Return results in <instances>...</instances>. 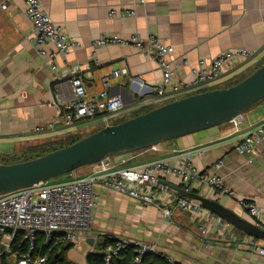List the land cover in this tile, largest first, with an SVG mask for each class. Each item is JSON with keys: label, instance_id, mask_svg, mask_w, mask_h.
I'll use <instances>...</instances> for the list:
<instances>
[{"label": "crops", "instance_id": "crops-1", "mask_svg": "<svg viewBox=\"0 0 264 264\" xmlns=\"http://www.w3.org/2000/svg\"><path fill=\"white\" fill-rule=\"evenodd\" d=\"M40 1L53 20L63 25L80 45L66 55H58L57 68L51 69L47 58L38 52L33 24L24 12L23 0H10L7 7L0 10V156L20 153L27 146L55 136L73 132L87 135L91 128L95 131L103 127L99 121L89 120L73 128L57 123L53 132H38V126L55 119L63 104L72 100L74 90L69 76L76 64L82 67L88 95L107 88L109 93L121 94L125 103L132 105L154 94L152 87L163 79L157 60L132 45L107 44L94 49L92 40L105 31L124 36L136 32L142 37L155 33L163 42L173 44L178 75L185 80H191L190 67L196 65L199 58L237 48L260 54L238 65L225 66L220 81L215 84L218 87L240 79L264 60V0ZM112 8L134 9L136 14L110 17ZM48 48L53 49V46ZM113 68H124L127 73L114 77ZM63 72H67L68 78L60 77ZM133 76L138 79L132 81ZM147 107L123 112L114 118L115 123L145 112ZM263 120L264 99L236 120L156 146L113 155L104 163L109 170L139 166L154 159L178 165L187 152L200 148L203 154L194 157V166L205 171L221 161V167L215 172L226 180L235 195L222 194L198 182L193 183L191 191L218 199L242 217L264 226V142L258 145L259 152L254 155L235 149V143ZM100 169L99 163L86 165L81 175ZM159 175L160 180L185 189L179 175L165 171ZM67 178L69 176L61 177V180ZM94 191L100 201L92 221L97 232L92 236L91 227L88 236L94 238V244L84 254V261L88 252H102L95 243L101 235L112 232L155 241L166 252V258L177 264H264V256L238 247L246 233L242 234L243 231L234 226L225 235L212 229L202 236L200 221L189 212L175 210L169 219L156 205L145 204L103 184H96ZM241 198L256 203L260 210L258 216H252L240 204ZM81 243L86 242L75 246L81 249Z\"/></svg>", "mask_w": 264, "mask_h": 264}, {"label": "built area", "instance_id": "built-area-1", "mask_svg": "<svg viewBox=\"0 0 264 264\" xmlns=\"http://www.w3.org/2000/svg\"><path fill=\"white\" fill-rule=\"evenodd\" d=\"M10 0H0V10L7 7ZM144 2V0H141ZM24 12L33 24L38 52L47 58L51 69L56 70L55 59L66 55L80 45L71 37L64 26L53 20L50 13L42 6L40 0H23ZM134 9L112 8L110 17L133 16ZM107 44L132 45L138 51L154 57L162 70V82L152 87L154 94L128 105L121 94H111L104 88L95 95H88L85 89L82 67L72 66L69 80L73 86L74 96L63 104L55 119L38 126V132H53L56 124L73 128L89 120H97L103 126L115 123V117L123 112L134 111L145 106L155 107L160 104L211 89L220 81L224 67L228 64L238 65L244 61L259 57V53L247 48L225 50L216 56L199 58L196 65L190 67L191 80L178 75L179 64L174 59V45L163 42L155 33L146 37L134 32L129 36L105 31L91 42L95 49ZM52 45L53 49L48 46ZM185 63H188L185 60ZM124 68H113L112 76L126 74ZM68 78L67 72L60 75ZM132 81L138 77L133 76ZM107 83V82H106ZM264 142V120L235 143V149L242 154H257L258 145ZM202 149L187 152L182 162L172 165L164 159H154L139 166H124L114 170L106 167V160L98 162L99 171L81 175L76 170L70 171L69 178L49 182L40 181L27 187L0 193V264L5 256L9 264H47L49 251L67 242H86L92 227L95 210L99 207V196L94 191L96 184L119 193L127 194L145 204L156 205L166 218L171 219L175 210L189 212L200 221L202 236L216 230L223 235L233 227L222 216L205 208L200 202L184 195L169 191L161 183L160 173L169 172L179 175L185 184V190L191 191L195 182L207 184L222 194L235 195L226 180L215 170L221 167L216 162L205 171L198 170L193 160L202 155ZM240 204L249 210L252 216H258L260 210L255 202L241 198ZM114 240L102 249L104 264H123L118 260L126 248L133 256L126 264H147L148 254L162 255L157 243L130 236L108 233ZM48 249L43 252L42 247ZM252 254L264 256V240L252 235H245L238 243ZM170 264L174 261L170 260ZM87 264V263H85Z\"/></svg>", "mask_w": 264, "mask_h": 264}, {"label": "water", "instance_id": "water-1", "mask_svg": "<svg viewBox=\"0 0 264 264\" xmlns=\"http://www.w3.org/2000/svg\"><path fill=\"white\" fill-rule=\"evenodd\" d=\"M264 99V63L240 81L226 87L190 94L105 125L92 133L47 153L27 160L0 163V193L27 187L40 181L92 165L113 155L156 146L190 133L236 120L255 103ZM161 183L180 194L200 201L247 235L264 240V226L242 217L218 199L208 198L181 186ZM88 237L87 243L94 244Z\"/></svg>", "mask_w": 264, "mask_h": 264}, {"label": "trees", "instance_id": "trees-1", "mask_svg": "<svg viewBox=\"0 0 264 264\" xmlns=\"http://www.w3.org/2000/svg\"><path fill=\"white\" fill-rule=\"evenodd\" d=\"M263 63H264V60L261 63H259L258 65H256L255 68H257L258 66H260ZM253 70H251V71H253ZM248 74L242 76L240 79H238L232 83H229L227 86H230V85L240 81L241 79H243ZM151 108H154V107H150L149 109H151ZM149 109H147V110H149ZM120 121H123V120H120ZM84 136L85 135H82V134L79 135V134L74 133V132L65 134L63 136H55V137H53L49 140H46L44 142H40V143H36L34 145L27 146L20 153H12L11 155H6L8 157H5L4 159H6V160L2 163H12V162H17V161H22V160H27V159H30L33 157H37V156H40V155L47 153L48 151H51V150H54V149H57L60 147H64L68 144H71L74 141H76V140H78ZM238 231H240V230H238ZM243 233L244 232H242V234ZM113 242H114V240L111 239L108 236V234H104L98 238V240L95 243V246L98 249H103L104 247H106L109 244H112ZM74 246H75V242H67V243L60 244L59 246H57L55 248H52L49 251V259H48L47 264H79L67 256L68 251ZM42 250H43V252L48 251V249L45 248L44 245L42 247ZM132 256H133L132 250L130 248H126L123 251V258L119 259L118 261L123 263V264L129 263ZM145 260H146L147 264H170L171 263L170 260L166 258V256L155 255V254H148L145 257ZM1 262H2L1 264H9L7 262V258L5 256L2 258ZM86 263L87 264H104V258H103L102 253H99V251L88 252L86 255ZM173 264H177V263L174 262Z\"/></svg>", "mask_w": 264, "mask_h": 264}, {"label": "rangeland", "instance_id": "rangeland-1", "mask_svg": "<svg viewBox=\"0 0 264 264\" xmlns=\"http://www.w3.org/2000/svg\"><path fill=\"white\" fill-rule=\"evenodd\" d=\"M250 68H251V67H250ZM248 70H249V68H248ZM248 70H247V71H248ZM236 75H237V74H236ZM233 77L235 78L236 76L234 75ZM234 78H233V79H234ZM219 85H223V84H219ZM227 85H228V84H225L224 86H227ZM213 88H218V85L213 86L211 89H213ZM141 111H143V110H141ZM111 123H113V121H111ZM93 129H94V128H91V129H90V133L94 132ZM74 133H77V134L81 135L80 132H74ZM82 135H83V134H82ZM5 157H8V156H0V163L4 162V161L6 160V159H4ZM76 171H77L79 174H82V173L84 172V171H83V167H80V168L76 169ZM69 173H70V172H66V173H64V174H62V175H59V176H56V177H52V178H50L48 181H49V182H56L57 180H61V177L69 176ZM94 232H97V230L94 229V227H92V233H91L92 236H95ZM109 233H112V232H109ZM99 235H100V234H99ZM117 235H119V234H117ZM119 236H124V235H119ZM81 245H83L81 249H79L78 246H74V247H72V248L68 251V255H67V256H68L70 259H72L73 261H75V262H77V263H79V264H85L86 261H84V259H85V258H84V254L87 252V250H90L91 247H90V245H88V244H86V243H81ZM157 246H158V245H157ZM158 248H159V246H158ZM159 251H160L161 253H164L165 255H167L166 252L163 251V250H161L160 248H159ZM258 256H259V255H258Z\"/></svg>", "mask_w": 264, "mask_h": 264}]
</instances>
